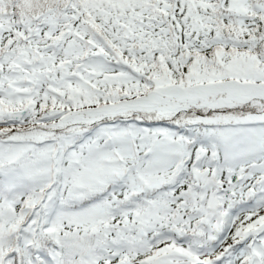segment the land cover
<instances>
[{"label": "snow or ice", "instance_id": "snow-or-ice-1", "mask_svg": "<svg viewBox=\"0 0 264 264\" xmlns=\"http://www.w3.org/2000/svg\"><path fill=\"white\" fill-rule=\"evenodd\" d=\"M0 264H264V0H0Z\"/></svg>", "mask_w": 264, "mask_h": 264}]
</instances>
